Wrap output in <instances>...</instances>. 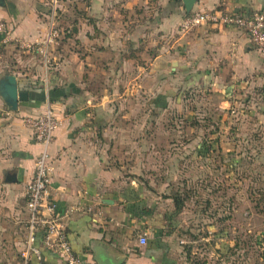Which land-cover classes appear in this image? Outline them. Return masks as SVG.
<instances>
[{"label":"crops","instance_id":"crops-1","mask_svg":"<svg viewBox=\"0 0 264 264\" xmlns=\"http://www.w3.org/2000/svg\"><path fill=\"white\" fill-rule=\"evenodd\" d=\"M154 2L89 0L86 23L80 20L76 33L61 36L43 53L38 51L39 46L35 47L44 60V79L37 80L40 66L29 55L26 60H17L27 66V73L21 77L9 73L26 89L19 88L27 94L18 104L21 115L34 116L49 109L60 120L48 149L52 167L50 197L55 212L61 216L72 206L85 207L86 212L68 215L65 232L73 253L91 264H97L94 258L101 252L120 264H186L181 254L183 240L176 237L181 228L173 219L179 211L165 210L162 196L144 190L137 177L122 175L115 164L100 157V144L88 141L99 131L107 135L105 124L112 115L105 104L113 99L104 93L94 104L92 97L87 96L86 85L92 84L89 76L92 72L101 73L106 87L117 86L122 71L142 68L131 53L139 45L145 42L147 46L148 42L153 45L159 39L162 45L160 42V49L157 46V51L154 50L149 65L161 63L163 68L170 65L171 69L176 66L186 88L208 89L229 100L238 81H247L250 87L260 86L264 94V57L246 33L230 26L206 24L182 34L177 29L186 15L181 0L178 3L161 0L164 10L159 17L155 16ZM48 5L49 0H0V18L16 22L14 37L40 40L48 31L45 18ZM138 5L144 8L142 15H148L146 18L133 13ZM212 8L247 15L264 10V0H197L192 10ZM125 14H129V20ZM72 38L79 40L83 48L71 46ZM174 94L173 90H167L166 95ZM181 94L182 91L176 95ZM260 113L264 114V105ZM19 125L13 132L10 158L3 166L4 181H0V192L7 195L13 206L17 204L16 220L25 207V184L33 176L41 150L29 128L23 123ZM179 190L181 202L187 194ZM164 198L173 201L170 196ZM18 233L15 226L0 228V243H7L2 254L6 258L0 259V264L20 262L9 254L21 248ZM143 234L146 243L141 245L138 239ZM4 238L7 241L1 242ZM35 245L41 258L29 254L27 264H64L43 248L40 236Z\"/></svg>","mask_w":264,"mask_h":264},{"label":"rangeland","instance_id":"rangeland-1","mask_svg":"<svg viewBox=\"0 0 264 264\" xmlns=\"http://www.w3.org/2000/svg\"><path fill=\"white\" fill-rule=\"evenodd\" d=\"M88 1L49 0L45 18L48 31L50 28L57 31L54 41L76 33L80 20L86 23ZM160 1L154 2L156 17L164 10ZM139 6L133 11L136 15L145 12ZM125 16L130 19L129 14ZM0 22L7 34L5 38L0 36V78L6 73L20 77L27 73V66L17 60H26L29 55L40 66L37 80L44 79L46 69L41 54L34 46L24 47L30 40L13 36L14 20L0 18ZM78 42L72 38L69 44L81 47ZM160 42L156 39L153 45L148 42L149 46L145 42L131 53L142 68L122 71L117 86L106 87L98 71L89 75L92 84L86 85V93L94 104L104 93L113 99L105 104L112 115L106 120L107 135L99 131L88 141L100 144V157L115 164L122 175L137 177L144 190L162 196L165 210L170 213L175 205L167 196L178 197L179 189L183 195L187 194L180 197V210L173 218L181 228L176 237L178 241L183 240L181 254L186 264H264V114L260 113L264 94L260 92L261 87L238 81L229 100L208 89L186 88L176 66L171 69L170 65L163 68L161 63L149 65L154 50L162 45ZM169 89L175 92L173 96L166 95ZM181 91L180 96L176 95ZM24 117L17 110H8L0 98L1 183L3 166L7 165L14 145V129L21 126ZM8 199L0 192V228L15 226L19 231L21 248L9 254L20 260L14 264H22L27 211L24 207L20 219L16 220L17 204L13 206ZM208 224H212L211 228ZM6 245L0 243L1 260L6 256H2Z\"/></svg>","mask_w":264,"mask_h":264},{"label":"built area","instance_id":"built-area-1","mask_svg":"<svg viewBox=\"0 0 264 264\" xmlns=\"http://www.w3.org/2000/svg\"><path fill=\"white\" fill-rule=\"evenodd\" d=\"M206 24L230 26L243 31L258 53L264 57V10H256L247 15L220 11L217 8L192 10L181 19L180 32L187 34ZM0 36L7 37L2 22H0ZM56 36L57 31L50 28L43 39L28 41L23 45L27 48L39 46L40 49L37 50L43 53ZM23 125L30 128L33 139L41 147L35 161L33 176L25 184L24 189L27 211L25 249L22 252L24 264H27L29 254H33L38 259L41 258L40 250L35 245L37 236L41 237L43 248L61 258L64 264H91L73 253L65 232V220L68 215L73 212H86L85 207L72 206L61 216L55 212V205L50 197L49 182L52 167L48 149L53 133L60 125V120L51 110L46 109L37 115L25 116ZM138 241L139 244L144 245L145 234L139 236Z\"/></svg>","mask_w":264,"mask_h":264},{"label":"water","instance_id":"water-1","mask_svg":"<svg viewBox=\"0 0 264 264\" xmlns=\"http://www.w3.org/2000/svg\"><path fill=\"white\" fill-rule=\"evenodd\" d=\"M197 0H181L183 9L189 14ZM26 92L20 91L18 81L15 75L6 73L0 78V98L10 111H16L18 104L26 98ZM97 264H120L114 261L110 256L101 252L94 258Z\"/></svg>","mask_w":264,"mask_h":264},{"label":"trees","instance_id":"trees-1","mask_svg":"<svg viewBox=\"0 0 264 264\" xmlns=\"http://www.w3.org/2000/svg\"><path fill=\"white\" fill-rule=\"evenodd\" d=\"M1 38V37H0ZM18 86H19V88L21 89V90H25L26 91V89H25V87H23V86H21V84H20V82H19V80H18ZM31 84L29 83V86H30ZM173 202H174V205H175V210L176 211H179V209H180V201H179V199H178V197L177 196H174L173 197Z\"/></svg>","mask_w":264,"mask_h":264}]
</instances>
